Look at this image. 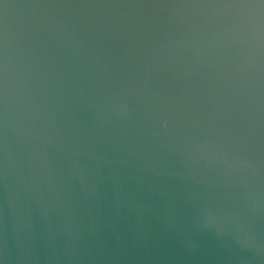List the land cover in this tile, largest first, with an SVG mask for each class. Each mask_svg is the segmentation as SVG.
Instances as JSON below:
<instances>
[{"label": "water", "instance_id": "water-1", "mask_svg": "<svg viewBox=\"0 0 264 264\" xmlns=\"http://www.w3.org/2000/svg\"><path fill=\"white\" fill-rule=\"evenodd\" d=\"M0 264H264V0H0Z\"/></svg>", "mask_w": 264, "mask_h": 264}]
</instances>
